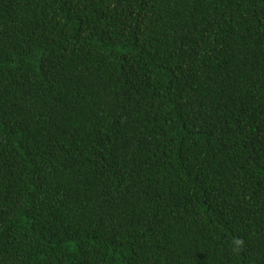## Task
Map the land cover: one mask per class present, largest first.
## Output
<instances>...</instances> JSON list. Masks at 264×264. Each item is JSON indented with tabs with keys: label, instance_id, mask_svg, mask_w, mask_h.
<instances>
[{
	"label": "trees",
	"instance_id": "trees-1",
	"mask_svg": "<svg viewBox=\"0 0 264 264\" xmlns=\"http://www.w3.org/2000/svg\"><path fill=\"white\" fill-rule=\"evenodd\" d=\"M0 264H264V0H0Z\"/></svg>",
	"mask_w": 264,
	"mask_h": 264
},
{
	"label": "clouds",
	"instance_id": "clouds-1",
	"mask_svg": "<svg viewBox=\"0 0 264 264\" xmlns=\"http://www.w3.org/2000/svg\"><path fill=\"white\" fill-rule=\"evenodd\" d=\"M243 240L242 239H239V238H235L233 241H232V245H233V250L234 251H239L240 247L243 245Z\"/></svg>",
	"mask_w": 264,
	"mask_h": 264
}]
</instances>
